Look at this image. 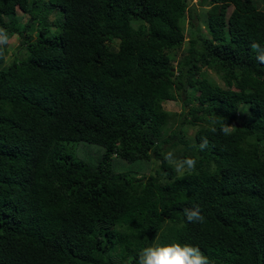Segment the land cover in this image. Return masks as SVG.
Here are the masks:
<instances>
[{"label": "trees", "instance_id": "1", "mask_svg": "<svg viewBox=\"0 0 264 264\" xmlns=\"http://www.w3.org/2000/svg\"><path fill=\"white\" fill-rule=\"evenodd\" d=\"M206 3L203 31L188 0H0L3 38L16 8L61 15L11 61L0 44V264H264V10ZM110 153L159 163L114 174Z\"/></svg>", "mask_w": 264, "mask_h": 264}, {"label": "rangeland", "instance_id": "2", "mask_svg": "<svg viewBox=\"0 0 264 264\" xmlns=\"http://www.w3.org/2000/svg\"><path fill=\"white\" fill-rule=\"evenodd\" d=\"M188 1L190 3L189 5L193 7L194 12L197 17L196 19H193L192 22L196 23L199 26V28L204 31V26H205L204 17H205V12L208 8V6L206 5L207 0H188ZM254 2H255V5L259 9L264 10V8H262L263 3L259 2L258 0H254ZM35 11L36 10H34L32 13H36ZM15 16L19 20L18 21L14 19L16 27H19L21 23H24V20L28 18L27 13L23 14L19 10H16ZM47 16H48V21L51 22V25L48 26L49 29H48L47 34H51L52 32L55 31L57 24L61 20V15L57 8H50L47 11ZM198 19L200 20V22L198 21ZM180 24L182 25V33H183L182 41L185 45L186 40L189 37L188 30L190 27H189L188 19L181 18ZM35 29H36V26L34 24V30ZM11 41L13 42V44L12 46L9 45V49H7V55H6L7 61H10L12 59L13 57L12 52L18 46V42L16 40L12 39ZM201 70H203L204 73L210 74L208 72L209 71L208 69L201 68ZM211 75L215 77V75L212 74V72H211ZM216 80L217 82H219L217 78ZM160 103H161L163 110L170 111L172 114L173 112L175 113L180 112L179 101L162 100ZM180 121L184 122V119L181 116H177V114L175 116H171V120L164 127L166 131L163 134V138H167L169 135H171L173 130H175L177 126L179 125ZM181 128L186 138L191 136L193 129H194V127H190L187 125H183L181 126ZM65 147H66L65 151L68 154H70L74 159H77L83 162L84 164H86L87 166L91 168H93L95 164L98 162V160L101 157L102 151H103V148L101 146L96 145V144L86 143L83 141H75V142H72L71 145H69L68 143L65 145ZM163 147H164L163 149L164 156H166L171 163H174L176 159L170 158L169 155L172 154L174 156H177L180 150L183 148V144L181 141L178 142L177 138H173L172 140L169 139V141L166 144H164ZM110 163H111V170L114 172H129V173L136 172L137 174H142V173H148L149 171L153 173L155 170L153 168L154 161L152 159L147 162H142V161L127 162L125 160L113 157ZM180 170L181 169H177V172H180ZM149 252H147L143 256L146 259L145 264H148L147 258H148Z\"/></svg>", "mask_w": 264, "mask_h": 264}, {"label": "clouds", "instance_id": "3", "mask_svg": "<svg viewBox=\"0 0 264 264\" xmlns=\"http://www.w3.org/2000/svg\"><path fill=\"white\" fill-rule=\"evenodd\" d=\"M16 10L21 11L23 14L27 13L28 14V18H26L24 20V23H21V25L19 27H17L16 31H12L11 34L9 36H7L6 38H3L2 36H0V44H2L4 46V48L6 50V55H7V49H9V45L12 46V44H13V42L11 40L13 39V40H16L18 42V46L12 52V54L14 56V59L16 57H19L21 55V53H23L24 49L27 47V45L29 43L28 40L33 41V39L36 38L35 34L38 32V29H39L38 25H39L40 20L45 19V20L48 21L47 12H37V11H35L36 13H29L28 11H23V10H20V9H17V8H16ZM14 18L16 20H18L16 18V16H15V13H14ZM34 24L36 26L35 30H34ZM12 59H13V57H12ZM203 69H208L209 70L208 72L210 73L209 76L211 78H213L217 82L216 78L218 79V76H217L216 72H214L213 70H211L209 68H205V67H203ZM211 72H212V74L215 75V77H213L211 75ZM217 83L220 84L221 83L220 80ZM170 101H175V100H170ZM166 125H164V127ZM164 127H163V129H164ZM162 153H163V150H162ZM163 156H164V154H163ZM113 157L118 158L115 153H110V156H109L110 161H111V159ZM119 159L124 160L123 158H119ZM151 159L154 161L153 168L156 170L157 169V165L159 163L158 159H155V158L150 156L148 160H144L142 162H147V161H149ZM175 159H176L175 161L178 160V162H179V159L177 157H175ZM179 163H181V162H179ZM110 165H111V163H110ZM180 165H182V164H180ZM177 169H182V167H176V170ZM112 173H114V174L119 173L120 175H123L124 172H114V171H112ZM149 173H151V171H149L148 173H142V174L143 175H147ZM139 175H141V174H139Z\"/></svg>", "mask_w": 264, "mask_h": 264}]
</instances>
